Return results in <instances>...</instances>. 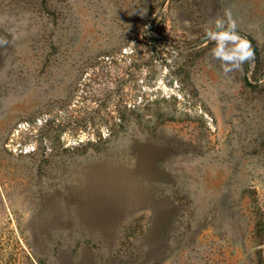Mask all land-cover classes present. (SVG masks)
<instances>
[{
	"label": "rangeland",
	"instance_id": "rangeland-1",
	"mask_svg": "<svg viewBox=\"0 0 264 264\" xmlns=\"http://www.w3.org/2000/svg\"><path fill=\"white\" fill-rule=\"evenodd\" d=\"M0 264H264V0H0Z\"/></svg>",
	"mask_w": 264,
	"mask_h": 264
},
{
	"label": "clouds",
	"instance_id": "clouds-1",
	"mask_svg": "<svg viewBox=\"0 0 264 264\" xmlns=\"http://www.w3.org/2000/svg\"><path fill=\"white\" fill-rule=\"evenodd\" d=\"M225 16L227 17V25L225 20L216 19L214 23L215 29L217 31H213L211 28L205 25L206 33L208 34L210 39L214 38L217 41L223 39L234 45L233 52L236 54V58H238L239 60L243 61L250 58L252 56L250 43L236 33V22L231 19V13L226 11ZM209 23L211 24L212 21H210ZM3 43H7V41L4 40ZM216 51V49L212 50L213 55H216Z\"/></svg>",
	"mask_w": 264,
	"mask_h": 264
}]
</instances>
